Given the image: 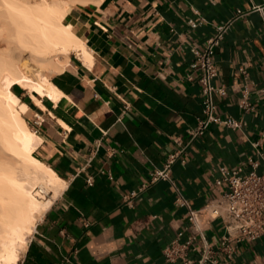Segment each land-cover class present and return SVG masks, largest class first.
<instances>
[{"label": "crops", "instance_id": "1", "mask_svg": "<svg viewBox=\"0 0 264 264\" xmlns=\"http://www.w3.org/2000/svg\"><path fill=\"white\" fill-rule=\"evenodd\" d=\"M65 21L94 62L71 53L49 77L60 104L20 97L42 138L35 156L65 187L36 220L17 264H176L163 250L178 232L180 240L192 232L176 188L202 209L224 189L215 184L221 167L252 157L264 170V0H101L71 7ZM221 25L213 84L223 91L213 101L241 125L210 124L192 136L202 106L190 47L202 48ZM173 153L168 177L150 182ZM200 221L209 241L226 234L221 218ZM237 246L229 264H264V235Z\"/></svg>", "mask_w": 264, "mask_h": 264}, {"label": "bare ground", "instance_id": "2", "mask_svg": "<svg viewBox=\"0 0 264 264\" xmlns=\"http://www.w3.org/2000/svg\"><path fill=\"white\" fill-rule=\"evenodd\" d=\"M100 2L0 0V264H17L36 220L65 187L35 156L42 138L12 87L27 90L42 108L41 97L57 103L63 93L49 77L66 67L71 53L85 66L93 61L66 15L73 6Z\"/></svg>", "mask_w": 264, "mask_h": 264}, {"label": "built area", "instance_id": "3", "mask_svg": "<svg viewBox=\"0 0 264 264\" xmlns=\"http://www.w3.org/2000/svg\"><path fill=\"white\" fill-rule=\"evenodd\" d=\"M201 20V17L191 19L189 24L194 28ZM224 29V26H218L216 33L207 39L202 48L196 45L190 47L193 60L189 66L192 71H198L202 106V116L197 118L196 127L189 131L192 136L203 134L210 124H223L231 128L241 125L233 117H222L218 114L213 101V94L223 91L222 87L217 88L213 84V78L217 75L213 55L214 46L222 38ZM187 78L192 79V76L187 75ZM239 106L245 110L250 108L247 90L242 91ZM261 157L264 159V154ZM175 158L176 153L169 155L163 167L150 174V182L167 178ZM257 167L258 162L252 157L247 159V163L233 169L221 167L215 184L223 186L224 189L202 209L193 208L190 201L176 188V202L185 207L187 228L192 232L184 240H180L183 235L180 231L168 243L163 250L166 261L176 264H229L238 253L237 243L253 241L264 235V170L258 172ZM87 181L91 183L90 178ZM202 214H206L208 220L221 218L226 234L216 241H209L200 221ZM193 241L198 243L193 244Z\"/></svg>", "mask_w": 264, "mask_h": 264}, {"label": "rangeland", "instance_id": "4", "mask_svg": "<svg viewBox=\"0 0 264 264\" xmlns=\"http://www.w3.org/2000/svg\"><path fill=\"white\" fill-rule=\"evenodd\" d=\"M12 89H13V91L19 96V98L22 97V93L28 92L27 90L22 89V88H20V87H18V86H13ZM28 93H29V92H28ZM29 95H30V93H29ZM22 102H23V101H22ZM28 125H29V127L31 128V130H34V129H32V125H31V124L28 123ZM34 131H35V130H34ZM50 197H52V194H51L50 196H47V198H50Z\"/></svg>", "mask_w": 264, "mask_h": 264}]
</instances>
